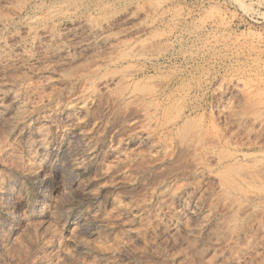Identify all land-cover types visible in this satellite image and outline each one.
Masks as SVG:
<instances>
[{
  "label": "rangeland",
  "instance_id": "rangeland-1",
  "mask_svg": "<svg viewBox=\"0 0 264 264\" xmlns=\"http://www.w3.org/2000/svg\"><path fill=\"white\" fill-rule=\"evenodd\" d=\"M0 264H264V0H0Z\"/></svg>",
  "mask_w": 264,
  "mask_h": 264
},
{
  "label": "bare ground",
  "instance_id": "bare-ground-1",
  "mask_svg": "<svg viewBox=\"0 0 264 264\" xmlns=\"http://www.w3.org/2000/svg\"><path fill=\"white\" fill-rule=\"evenodd\" d=\"M123 92V91H122ZM120 92V93H122ZM143 92V91H142ZM141 94V93H140ZM144 95V94H143ZM132 96V95H131ZM154 104V103H153ZM170 104V103H169ZM167 115V114H166ZM175 118V117H174ZM168 121V120H167ZM168 122H172V120L168 121ZM175 123H173L174 125ZM180 129V128H179ZM182 130V129H181ZM46 177V176H45ZM49 177V175H48ZM56 180V179H55ZM36 185V184H35ZM47 186V185H46ZM36 187V186H35ZM16 203L12 194H8L5 198H4V204L5 206L8 208V209H14L16 207ZM18 209V208H17ZM16 223V217L15 216H12L11 217V220H10V223H9V227ZM16 225V224H15ZM3 228V227H2ZM14 228V227H13ZM11 229V228H10Z\"/></svg>",
  "mask_w": 264,
  "mask_h": 264
}]
</instances>
